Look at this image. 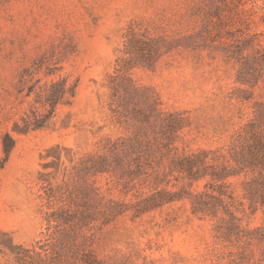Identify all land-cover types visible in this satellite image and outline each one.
<instances>
[{
  "label": "rangeland",
  "instance_id": "rangeland-1",
  "mask_svg": "<svg viewBox=\"0 0 264 264\" xmlns=\"http://www.w3.org/2000/svg\"><path fill=\"white\" fill-rule=\"evenodd\" d=\"M264 0H0V264H264Z\"/></svg>",
  "mask_w": 264,
  "mask_h": 264
},
{
  "label": "trees",
  "instance_id": "trees-1",
  "mask_svg": "<svg viewBox=\"0 0 264 264\" xmlns=\"http://www.w3.org/2000/svg\"><path fill=\"white\" fill-rule=\"evenodd\" d=\"M264 53V52H263ZM261 60H263L262 62H263V64H264V54H263V56H262V59Z\"/></svg>",
  "mask_w": 264,
  "mask_h": 264
}]
</instances>
